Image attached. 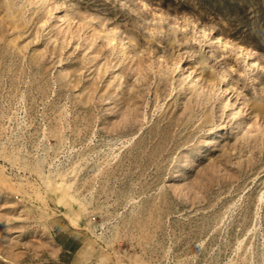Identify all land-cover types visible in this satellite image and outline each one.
<instances>
[{"label": "rangeland", "instance_id": "obj_1", "mask_svg": "<svg viewBox=\"0 0 264 264\" xmlns=\"http://www.w3.org/2000/svg\"><path fill=\"white\" fill-rule=\"evenodd\" d=\"M0 264H264V0H0Z\"/></svg>", "mask_w": 264, "mask_h": 264}, {"label": "crops", "instance_id": "obj_2", "mask_svg": "<svg viewBox=\"0 0 264 264\" xmlns=\"http://www.w3.org/2000/svg\"><path fill=\"white\" fill-rule=\"evenodd\" d=\"M62 247H63L64 249H66V248H67V247H66V245H63Z\"/></svg>", "mask_w": 264, "mask_h": 264}]
</instances>
